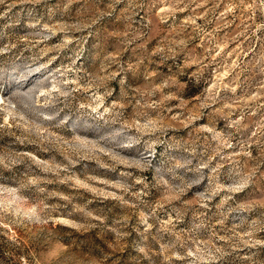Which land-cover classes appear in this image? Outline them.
Instances as JSON below:
<instances>
[{"label": "rangeland", "instance_id": "obj_1", "mask_svg": "<svg viewBox=\"0 0 264 264\" xmlns=\"http://www.w3.org/2000/svg\"><path fill=\"white\" fill-rule=\"evenodd\" d=\"M0 264H264V0H0Z\"/></svg>", "mask_w": 264, "mask_h": 264}]
</instances>
